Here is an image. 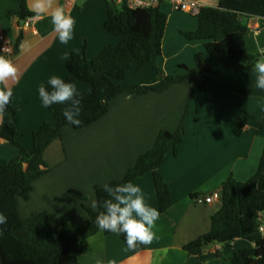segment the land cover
<instances>
[{
    "label": "crops",
    "instance_id": "0c3cea01",
    "mask_svg": "<svg viewBox=\"0 0 264 264\" xmlns=\"http://www.w3.org/2000/svg\"><path fill=\"white\" fill-rule=\"evenodd\" d=\"M32 5L33 0H27L28 9L34 13ZM56 7H64L75 20L73 38L66 45L59 43L52 30L51 11ZM16 9L15 0H0V50L7 43L13 45L14 53L3 52V55L17 68L16 79L9 78L0 88L12 92L7 106L13 113L6 125L15 127L17 140L31 153L33 133L43 123L55 121L42 104L40 86L47 85L53 75L66 80L69 77L66 62L84 45L86 57L93 60L107 46H119L121 40L105 29L106 0H79L73 7H66L64 0H51V7L43 17L35 15L23 26L17 17L7 15ZM162 10L170 18L177 16L169 5H163ZM182 16L188 15L183 13ZM186 21L181 24L176 21L179 31L198 29L195 19ZM248 26V52L263 55L264 20L250 19ZM20 35L23 36L21 42L28 44L27 51L20 47L15 50ZM182 47L184 53L187 52V60L180 56ZM202 51V43L188 45L166 33L158 61L162 75L174 74L178 65L193 68L194 56ZM126 79V85L135 87L144 85L146 79L157 78L152 68L142 72L133 68ZM202 81L193 77L162 93L149 92L138 97L125 93L110 102L108 112L97 122L80 130L64 127L61 139L45 153L49 171L34 182L28 200L18 199L21 219L45 215L54 232H59L63 223L76 228L88 227L90 215L82 202L69 192H80L87 199L86 206L97 212L91 207V201L97 200L96 187L121 181L139 157L154 146L161 131L175 133L193 88ZM73 84L77 93L90 89L82 82ZM149 86L159 88L161 81ZM196 96L197 103L190 108L186 135L177 153L170 150L160 167L170 187L172 208L166 213L160 212L152 174L134 182L141 188L145 203L160 212L153 228L152 243L144 250L129 249L118 235L100 232L79 245L81 264H97L98 261L107 264L109 260L117 264H231L236 252L255 248L245 240H237L228 245L212 244L200 256L190 255L185 250L211 230V217L221 208V201L206 203L205 199L221 195L222 185L230 177L240 182L251 180L264 151V89L256 87L255 73L242 66L227 68L211 81L208 89L198 90ZM241 117L248 118L242 130L235 125ZM18 156L15 147L0 139V160L11 161ZM261 223L264 226V213ZM262 253L264 242L258 246V256ZM59 264H69L68 252L62 255Z\"/></svg>",
    "mask_w": 264,
    "mask_h": 264
},
{
    "label": "trees",
    "instance_id": "16d2710c",
    "mask_svg": "<svg viewBox=\"0 0 264 264\" xmlns=\"http://www.w3.org/2000/svg\"><path fill=\"white\" fill-rule=\"evenodd\" d=\"M15 1L17 9L8 12V17H17L20 21L35 17L36 14L28 9L27 0ZM162 7L134 11L126 7L119 9L115 4L108 3L105 29L121 40L120 45L107 46L93 60L86 57L87 47L84 45L66 62L69 77L65 81H78L90 87L88 91L78 93V124H69L63 117L67 103L51 106L48 109L55 121L43 123L33 133V151L30 153L17 140L15 127L6 125L12 116V109L7 105L0 108V139L19 151V156L11 161L0 160V212L7 217L6 224L0 225V264H59L65 252L69 254V264H81L79 245L82 242L100 232L114 235L98 229L95 223L98 211L93 212L88 208L86 197L78 191L71 190L69 193L82 202L91 223L84 228L63 223L59 232L53 231L45 215L22 220L18 199L28 200L34 182L49 171L45 153L61 139L64 127L80 130L97 122L108 112L110 102L122 94L138 97L149 92L162 93L174 85L198 77L203 81L193 88L178 130L175 133L161 131L154 146L139 157L124 178L111 183H134L152 174L160 212L166 213L172 208L170 187L160 173V167L170 150L177 153V147L186 135V120L191 106L197 103V91L208 89L211 81L230 67L242 66L254 73L253 66L264 57V54L252 55L246 48V36L250 32L248 22L253 18L264 20V0H219L215 7L202 9L196 17L198 29L182 35L190 42L202 43L203 51L194 56L193 68L178 65L174 74L168 76L162 75L158 64L168 26V16ZM22 37L20 35L15 44L16 52ZM133 68L138 72L149 68L156 70L161 86L153 88L146 82L142 86L129 87L125 81ZM247 123V117L235 121L241 130ZM95 192L98 202L107 198L103 187H96ZM220 196L221 208L211 217V230L186 246L185 250L190 255L200 256L212 244L228 245L245 240L255 248L236 252L231 264H264V253L258 256V246L264 242L260 232L264 213V151L255 176L247 182L230 177L222 185ZM118 236L126 243L124 234ZM146 246L138 242L134 249L144 250Z\"/></svg>",
    "mask_w": 264,
    "mask_h": 264
},
{
    "label": "clouds",
    "instance_id": "9594fccd",
    "mask_svg": "<svg viewBox=\"0 0 264 264\" xmlns=\"http://www.w3.org/2000/svg\"><path fill=\"white\" fill-rule=\"evenodd\" d=\"M51 0H33V11L38 17L48 12ZM52 30L57 34L60 44L66 45L73 38L75 25L74 18L67 14L64 7H56L51 11ZM23 51L28 50L27 42L22 41L19 45ZM256 74V87L264 89V59L258 60L253 66ZM17 68L13 61L3 55L0 50V84L9 78L15 80ZM12 92L7 88H0V108L10 102ZM39 96L45 108H51L56 104L67 103L68 107L62 115L72 125L79 123L80 100L73 83L67 82L59 76L53 75L47 81V87L41 85ZM103 191L107 198L91 201V207L98 210L95 223L98 229L115 234H124L129 249L136 247L137 243L148 245L155 238L153 228L160 217V212L145 203V197L141 188L133 182L111 184L105 182ZM7 222V217L0 212V225ZM97 264H103L98 261ZM107 264H117L115 260H109Z\"/></svg>",
    "mask_w": 264,
    "mask_h": 264
},
{
    "label": "built area",
    "instance_id": "2783aa9c",
    "mask_svg": "<svg viewBox=\"0 0 264 264\" xmlns=\"http://www.w3.org/2000/svg\"><path fill=\"white\" fill-rule=\"evenodd\" d=\"M79 0H64L66 7H73ZM108 3L115 4L119 9L128 8L129 10H149L162 5H169L173 11L181 12L189 16L197 17L202 9L215 7L219 0H106ZM3 52L8 55L14 53L12 44L7 43L3 46ZM221 196L214 194L205 199L206 203L220 201ZM260 232L264 236V226L260 227Z\"/></svg>",
    "mask_w": 264,
    "mask_h": 264
},
{
    "label": "rangeland",
    "instance_id": "374dc122",
    "mask_svg": "<svg viewBox=\"0 0 264 264\" xmlns=\"http://www.w3.org/2000/svg\"><path fill=\"white\" fill-rule=\"evenodd\" d=\"M163 10H165V9H163ZM166 14L169 16L168 13H166ZM175 14L177 16H175L173 18H170V16H169L168 26H167V30H166V33H168V37L172 36L174 38V37L177 36L183 41V43L185 42V44H188V45L198 44L199 42H190L189 40H187L185 38V36L182 35L183 33L177 29V23H176V21L179 22L180 24L181 23H186L187 22L186 20L191 21V19H195L198 22L197 18L193 17V16H189V15L187 17L186 16H182L183 13H181V12H176ZM180 56H182V58H184L186 60L188 58L187 52L184 53L183 47L180 49ZM152 70L155 71L157 79H146L144 84L146 82H149V84H151V83L159 80V73L156 70H154V69H152ZM135 71L138 72L136 69H135ZM125 82L127 84L128 80L126 79Z\"/></svg>",
    "mask_w": 264,
    "mask_h": 264
},
{
    "label": "water",
    "instance_id": "95a60500",
    "mask_svg": "<svg viewBox=\"0 0 264 264\" xmlns=\"http://www.w3.org/2000/svg\"><path fill=\"white\" fill-rule=\"evenodd\" d=\"M21 25L23 26L25 24V21H20Z\"/></svg>",
    "mask_w": 264,
    "mask_h": 264
}]
</instances>
